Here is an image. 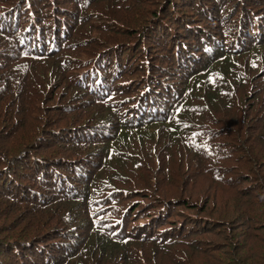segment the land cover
Returning a JSON list of instances; mask_svg holds the SVG:
<instances>
[{"label":"trees","instance_id":"16d2710c","mask_svg":"<svg viewBox=\"0 0 264 264\" xmlns=\"http://www.w3.org/2000/svg\"><path fill=\"white\" fill-rule=\"evenodd\" d=\"M0 264H264V0H0Z\"/></svg>","mask_w":264,"mask_h":264}]
</instances>
